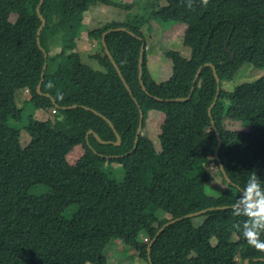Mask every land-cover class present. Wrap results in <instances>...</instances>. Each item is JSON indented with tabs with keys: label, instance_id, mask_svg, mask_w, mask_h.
Segmentation results:
<instances>
[{
	"label": "trees",
	"instance_id": "1",
	"mask_svg": "<svg viewBox=\"0 0 264 264\" xmlns=\"http://www.w3.org/2000/svg\"><path fill=\"white\" fill-rule=\"evenodd\" d=\"M39 2L0 0V264H110L104 254L114 245L107 226L125 245L119 262L113 264H132V251L149 264L146 247L157 230L172 219L203 210L207 211L197 216L203 219L199 225H194L195 217L163 230L151 248V264H245L246 260L264 264V251L241 236L246 218L236 200L237 189L244 187L250 172L264 187V135L253 143L226 145L224 126L225 120L250 123L264 116L263 85L256 80L232 91L222 87L245 64L264 70V0H143L139 15L123 22H100L88 31L87 36L99 44L91 57L100 71L83 65L75 51L84 14L98 4L125 9L133 5L112 0H43L39 13L45 25L37 36ZM153 20L182 26L183 45L190 49L187 59L165 51L172 74L160 84L150 78L140 31ZM116 28L133 34L113 31L105 36L132 97L101 44L102 33ZM55 39L67 49L50 54ZM142 44L141 82L146 92L138 79ZM45 63L39 95L36 88ZM205 64L215 68L218 84ZM199 67L203 68L193 84ZM218 86L209 117L207 110ZM19 88L29 90L36 112L52 113L45 121L28 117L25 146L20 144L19 130L10 124L22 121L23 111L14 100ZM191 89L187 101H175L188 97ZM226 100L232 101L227 108ZM72 106L76 108L67 109ZM138 107L142 128L146 111L164 115L157 136L159 153L143 135L133 150ZM92 111L112 123L120 137L118 146L101 145L92 135L86 139L87 132L93 131L102 141L116 142L107 122ZM211 121L222 141L217 157L231 182L221 176L227 189L216 196L202 189L211 180L205 167L213 162L220 171ZM39 128L47 132L38 133ZM203 128L212 136L196 139ZM77 146L84 153L71 165L66 157ZM110 156H119L108 162L122 167L121 180L86 162L91 158L106 162ZM37 186L41 191L31 195L30 189ZM221 207L233 208L216 209ZM67 212L69 218L64 216ZM162 213L165 220H160ZM142 233L145 242L139 240ZM259 239L264 240V233Z\"/></svg>",
	"mask_w": 264,
	"mask_h": 264
},
{
	"label": "rangeland",
	"instance_id": "2",
	"mask_svg": "<svg viewBox=\"0 0 264 264\" xmlns=\"http://www.w3.org/2000/svg\"><path fill=\"white\" fill-rule=\"evenodd\" d=\"M114 3L128 5L132 4L131 9L116 8V7H106L104 5L98 4L92 7L88 12L84 14V20L81 26V38L77 40L75 51L78 52L81 63L94 71H100L98 63L92 59V55L99 51V44L97 41L90 39L88 35L89 30L97 28L100 22L105 21H116L123 22L133 18L134 15L138 13L139 7L143 0H112ZM164 2H161V6ZM95 10L94 12H91ZM91 12V13H90ZM140 13H138L139 15ZM144 36L146 44V54H147V68L150 74V78L155 83H163L167 81L172 74V63L170 58L165 55V51H175L184 58H189L190 49L183 45V27L169 22H162L160 20H153L149 24L142 26L140 29ZM67 47H63L59 39L52 40L50 43V54L58 53L61 50H65ZM74 51V50H73ZM259 80L263 85V92L261 95V100L264 102V70L254 69L251 65L245 64L242 66L231 81L223 82V89L225 91H232L236 86L242 83H249L252 81ZM15 102L19 109L23 111L22 121L18 124L13 121L10 124L17 128L20 132V144L25 146L29 142V136L27 133L28 117L38 116L40 121H45L52 117V113L49 111L36 112L34 106L30 102V94L28 89H17L15 91ZM199 98V97H198ZM197 99V98H196ZM195 99V101H196ZM231 100H226L225 108L231 105ZM237 103V102H236ZM238 104V103H237ZM192 113V112H191ZM39 114V115H38ZM144 126L141 131L147 141L151 142L153 149L156 152H160V144L157 140V136L160 133V126L163 123L164 115L160 112H155L148 110L144 115ZM195 122V118H191V123ZM225 141L226 145H233L237 143H253L256 139L264 135V116L253 120L250 123L245 122H232L225 120ZM203 132L196 133V139H208L212 136L211 132L207 128L202 129ZM38 133L47 132L43 129H37ZM83 149L80 146L75 147L70 154L66 157L69 164L73 165L77 160L83 156ZM106 162H97L95 159L86 162H91L88 164L89 167L97 169L102 168V171L112 174L116 179L121 180L123 178V169L120 165L115 163H109L108 159ZM206 170L211 175V180L209 183L203 185L202 189L206 192L208 196H216L218 193L225 191L227 189L226 185L222 182L221 172L218 170L217 166L211 162V164L205 167ZM41 191V187H33L30 189L29 193L31 195H37ZM199 194L202 192L198 190ZM70 212H67L64 216L69 218ZM167 216L165 214L160 215V220H165ZM203 219L195 218L194 225H199ZM106 232L109 235L114 247L107 249L104 254L105 259L108 263H118L120 260L121 251L125 248V245L116 238L114 229L111 226L106 227ZM139 240L142 242L147 241V237L142 233L140 234ZM129 256L133 257L132 264H145L144 261L139 260L137 254L132 251ZM126 255V259H127ZM129 264V263H124Z\"/></svg>",
	"mask_w": 264,
	"mask_h": 264
},
{
	"label": "water",
	"instance_id": "3",
	"mask_svg": "<svg viewBox=\"0 0 264 264\" xmlns=\"http://www.w3.org/2000/svg\"><path fill=\"white\" fill-rule=\"evenodd\" d=\"M42 3H43V0H40L38 6H37V8H36V13H37V15H38V19H39L40 22H41V26H40V28H39L38 31H37V36H39L40 31L42 30V28H43L44 25H45V21H44V19L42 18V16H41L40 13H39V8H40V6L42 5ZM113 31H119V32H125V31H126V32H128L125 28L109 29L108 31L102 33V36H101V44H102V47H103V50H104L106 56L108 57V59H109V61L111 62L112 66L114 67V69H115V71H116L118 77L120 78V80H121V82H122L124 88H125L126 91L129 93V95L132 97V92H131L130 88L128 87V85L126 84L124 78L122 77L120 70L118 69L117 65L115 64L114 60L112 59V57H111V55H110V53H109V51H108V49H107V47H106V44H105V36H106V34H108V33H110V32H113ZM128 34L133 35L131 32H128ZM36 43H37V45H38V47H39V50L43 53L44 58H45V60H46V59H47V54H46V53L44 52V50L40 47V45H39V41H38V40H37ZM144 50H145V46H144V44H142L141 47H140L139 58H138V79H139V81H140V85H141L142 90H143L144 92H146L145 87L143 86V84H142V82H141V76H142V61H143ZM204 66H205V67H210V68L212 69L213 76H214V78H215L216 83L218 84V83H219V80H218V77H217V75H216L215 68H214L211 64H205ZM45 68H46V63L44 64V66H43V68H42V72H41V76H40V82H39V84H38V86H37V88H36V91H37V93H38L39 95H41V90H40V88H41V84H42V82H43V80H44V71H45ZM202 68H203V67H199V68H198V70H197V72H196V75H195V77H194L193 84L196 83V81H197V79H198V77H199V73H200V71H201ZM192 91H193V89H191L190 94L188 95V97H186V98H178V99H175V101H187V100L191 97V95H192ZM218 92H219V86L217 87V93H216V96H215V98H214L212 104L210 105V107H209L208 110H207V113H208V116H209V117L211 116V115H210V113H211V109H212V107L215 105V103H216V101H217V95H218ZM44 96L47 97V98L49 97V95H47V94H45ZM157 100L160 101V99H157ZM51 101H52V103L54 104V100H53L52 98H51ZM167 101H168V102H172V101H174V100H167ZM135 102H136V101H135ZM72 108H76V106L68 107L67 109H72ZM84 109L88 110L86 107H85ZM138 110H139V121H138V127H137L136 134H135L133 150L136 148V144H137L138 138H139V136L141 135L142 124H143V113H142V111H141V109H140L139 107H138ZM92 112H93L95 115H98V116L102 117V116L99 115L98 113H96V112H94V111H92ZM102 118L107 122V124H108V125L110 126V128L113 130L114 135H115V138H116V142H115V143H112V142H109V141H108V142H107V141H102V140H101V139H100V138H99V137H98L93 131H88V132H87V134H86V139L88 138L89 135H92V136L95 138V140H96L99 144H101V145L113 144V145L118 146V145L120 144V137H119V135H118L117 132L114 130L112 123H111L109 120L105 119L104 117H102ZM211 127H212V130L214 131V134H215V137H216V140H217V147H216V150H215V152H214V158H215V160L217 161V163L219 164V168H221L222 165L220 164V161H219V159H218V157H217V153H218V151L220 150V148H221V146H222V141H221V138H220V136H219V134H218V132H217V130H216V127H215L213 121H211ZM130 153H131V152H129V153H127V154H130ZM127 154H126V155H127ZM126 155H124V156H126ZM122 157H123V156H120V158H122ZM110 158H119V156H115V157H111V156H110V157H106V159H110ZM222 168H223V167H222ZM220 171H221V175H222L223 179L225 180V182H226L227 184H230L231 182H230V180L228 179L226 173L224 174L225 171H224L223 169H220ZM228 208H233V207H221V208H216V209L221 210V209H228ZM208 210H213V209H208ZM206 211H207V210H203V211L196 212V213H193V214H188V215H186V216H184V217L176 218V219H172V220L166 222L165 224H163V225L157 230V232L155 233L153 239L148 243V245H147V247H146V252H147V257H148L149 264H151V262H150V258H149V257H150V253H151V248H152L154 242H155V241L157 240V238L159 237V235L163 232V230H164L167 226H169V225H171V224H173V223H176V222H178V221H180V220H184V219H188V218H195V217H197V216H199V215L204 214ZM255 261H258V260H255ZM259 261H263V260H259ZM245 264H249V261L246 260V261H245Z\"/></svg>",
	"mask_w": 264,
	"mask_h": 264
},
{
	"label": "clouds",
	"instance_id": "4",
	"mask_svg": "<svg viewBox=\"0 0 264 264\" xmlns=\"http://www.w3.org/2000/svg\"><path fill=\"white\" fill-rule=\"evenodd\" d=\"M237 193L236 200L242 205L240 212L246 218L241 236L250 246L264 251V240L259 239L264 233V187L255 172L249 173L246 184Z\"/></svg>",
	"mask_w": 264,
	"mask_h": 264
},
{
	"label": "crops",
	"instance_id": "5",
	"mask_svg": "<svg viewBox=\"0 0 264 264\" xmlns=\"http://www.w3.org/2000/svg\"><path fill=\"white\" fill-rule=\"evenodd\" d=\"M81 35H82V33H81ZM148 60V59H147Z\"/></svg>",
	"mask_w": 264,
	"mask_h": 264
}]
</instances>
